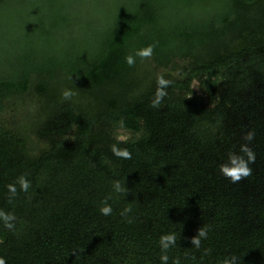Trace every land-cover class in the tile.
Masks as SVG:
<instances>
[{
  "label": "trees",
  "instance_id": "trees-1",
  "mask_svg": "<svg viewBox=\"0 0 264 264\" xmlns=\"http://www.w3.org/2000/svg\"><path fill=\"white\" fill-rule=\"evenodd\" d=\"M210 2L215 11L196 18L203 0H0V112L38 100L24 123L0 124L4 264H161L166 234L177 241L168 264H264V0ZM92 5L102 24L71 38L70 8L83 20ZM56 37L63 52L46 49ZM148 58L191 63L179 79L151 78ZM204 75L208 105L176 96ZM117 129L134 136L119 140ZM242 146L255 159L233 183L220 168L234 153L247 159Z\"/></svg>",
  "mask_w": 264,
  "mask_h": 264
},
{
  "label": "rangeland",
  "instance_id": "rangeland-1",
  "mask_svg": "<svg viewBox=\"0 0 264 264\" xmlns=\"http://www.w3.org/2000/svg\"><path fill=\"white\" fill-rule=\"evenodd\" d=\"M210 1L211 0H203V5L192 7L191 9L192 12L194 13L193 15H195L196 18H202V17H206L208 14H212L216 9L215 8L216 4ZM92 10H93V5L91 6V8H87V17L83 20H79L76 17H74L75 15L73 13L74 12L73 8H70L69 13H71V17L69 16L68 20L70 21L69 29L71 30L70 31L71 38L72 37L80 38L81 36L92 37L95 34L94 29L96 27H99L102 23L99 22L98 16L93 15V18L91 17ZM61 39H62L61 37H56L55 39L56 41L53 43L56 48L52 47L53 49H50L49 47H47L46 49L52 52L53 50L56 52H63L64 49H62L63 43L61 42ZM57 42H59V44H57ZM190 63H191V59H177L175 61L176 64L175 67L173 64H171L167 68H163V67H159L151 58H148L143 64L145 71L151 78L159 75H170L176 79H179L188 70L187 68L190 66ZM143 75L144 73L142 71L141 73H139L138 78H140V76ZM206 77L207 76L204 75L194 78L190 86L192 92L186 93L185 91H178L176 92V96L181 97L185 95L187 97H190L192 95H198L203 98L204 104L208 105L207 95L202 86V80L206 79ZM37 101H38L37 98L32 93L25 96V98L22 99L21 101L15 99L13 102L16 103L17 105H15L14 107L9 105L10 107L0 112V124L12 128L18 126V124H21V122L24 123V119H25L24 117L27 114L31 115L30 112H32L37 107L38 104ZM36 114L38 113H35V115ZM35 119L36 118H34V120ZM133 136L134 135H132L130 132H127L123 129L116 130L115 137L118 138L119 140H127L132 138ZM29 137H30V141L32 143L37 144L38 148L39 147L41 148L44 145L42 142L37 140V137L31 128H29Z\"/></svg>",
  "mask_w": 264,
  "mask_h": 264
},
{
  "label": "clouds",
  "instance_id": "clouds-1",
  "mask_svg": "<svg viewBox=\"0 0 264 264\" xmlns=\"http://www.w3.org/2000/svg\"><path fill=\"white\" fill-rule=\"evenodd\" d=\"M151 55H152V48L148 47L145 49L137 50L134 53V55L127 56L126 60H127L128 65L131 66L134 63L135 57L145 58V57H150ZM158 83L161 88H166L168 86V82L165 81L163 78L159 79ZM63 95L65 99H70L72 96V93L70 91H66L64 92ZM164 95L165 93L163 91H159L152 106L153 107L159 106ZM247 139L251 140L252 139L251 135H249ZM112 150H113L114 155H116L117 157L125 158V159L131 158L130 153L126 150H118L115 146L113 147ZM240 151L246 154L247 159H245L244 156L237 155L234 153L229 156L228 162L222 165L220 168L221 174L224 177L230 179L233 183H236L240 181L242 178H246L251 175V169L249 167V163L253 162L255 159L254 154L247 148V146H242ZM19 183L21 186V190L24 192H27L30 187V183L26 179H23V178L19 181ZM114 187L117 193L122 191L121 185L119 183H116ZM11 190L13 193H15L14 188H12ZM103 205L104 206L99 209L100 213L104 216H110L113 211L112 207L107 203V201H104ZM129 211L130 209H125V212L122 213V215H126L127 212ZM3 219L5 221V226L7 228L12 229L14 227V225L9 222L13 220L14 217L4 215ZM201 239H207L206 230H200L198 235L191 239V245L195 246L196 248H199ZM176 243H177L176 236L174 234H166L160 237L159 246H160L161 252L163 253V255H161V258H160L161 264H168L169 257L167 253L170 248L176 246ZM0 264H4V261L0 260Z\"/></svg>",
  "mask_w": 264,
  "mask_h": 264
}]
</instances>
